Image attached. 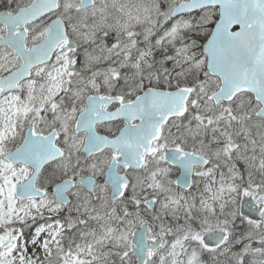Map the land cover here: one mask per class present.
I'll return each mask as SVG.
<instances>
[{
  "label": "snow or ice",
  "instance_id": "1",
  "mask_svg": "<svg viewBox=\"0 0 264 264\" xmlns=\"http://www.w3.org/2000/svg\"><path fill=\"white\" fill-rule=\"evenodd\" d=\"M0 264H264V0H0Z\"/></svg>",
  "mask_w": 264,
  "mask_h": 264
}]
</instances>
